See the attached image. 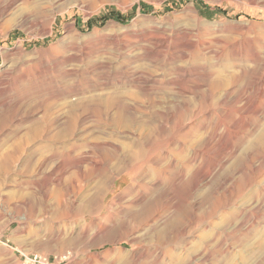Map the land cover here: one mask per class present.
Returning <instances> with one entry per match:
<instances>
[{"label":"rangeland","instance_id":"rangeland-1","mask_svg":"<svg viewBox=\"0 0 264 264\" xmlns=\"http://www.w3.org/2000/svg\"><path fill=\"white\" fill-rule=\"evenodd\" d=\"M138 138L147 197L127 170L84 210ZM135 239L131 264H264V0H0V264Z\"/></svg>","mask_w":264,"mask_h":264},{"label":"bare ground","instance_id":"bare-ground-1","mask_svg":"<svg viewBox=\"0 0 264 264\" xmlns=\"http://www.w3.org/2000/svg\"><path fill=\"white\" fill-rule=\"evenodd\" d=\"M49 15V14H48ZM53 16V22L55 21V15ZM41 18H44L43 16H41ZM50 18V17H49ZM48 20V19H47ZM53 25V23H51V26ZM162 55V54H161ZM181 57V56H180ZM171 61V60H170ZM179 69V68H178ZM111 96V95H110ZM109 97V96H108ZM83 100V99H81ZM94 99H92L93 101ZM100 100V99H99ZM112 100V98H111ZM114 100V99H113ZM112 100V101H113ZM85 101V100H84ZM110 101V100H109ZM80 102V101H79ZM91 102V101H90ZM97 102V101H95ZM94 102V103H95ZM70 103V102H69ZM82 103V102H81ZM83 104V103H82ZM64 105V104H63ZM112 105V104H111ZM113 106V105H112ZM122 106V105H121ZM74 107H76V105H71L72 109H75ZM96 107V106H95ZM68 107V109H71ZM110 108V107H109ZM109 116V115H108ZM109 118V117H108ZM135 118V117H134ZM136 119V118H135ZM109 120V119H108ZM112 120V119H111ZM119 120V119H118ZM116 122V121H115ZM50 124V123H49ZM128 122L127 120H120L119 122V128L121 129L122 132H124L126 129H128ZM140 128H148L146 125V122L144 121H140L139 122ZM119 129V130H120ZM151 129V128H150ZM142 138V137H141ZM59 139V138H58ZM57 139V141H58ZM170 139V138H169ZM53 140V139H52ZM142 140L140 138H138L137 140L135 139L134 142L130 145H124V147H120L118 145L115 144H107L108 146H110L112 149H115L117 151H122V157L120 156L118 162L121 163L115 167L112 168H97L96 172L97 175L99 177V180L96 182V184L92 187L93 190V196L91 197L89 193H85L84 194V210H86L87 212H90L91 207L94 205V202L99 199V202L102 206H104L105 204V199L107 197V195L109 194L110 188L106 189L105 183H106V178L108 175L113 176V180H115V178L118 175L123 174L125 171L130 170V172H135L137 173V178L133 181V184L130 186V188L127 189L126 191V195H131L133 193V202H141L143 201L148 194L149 191V186H148V182H147V177L149 174L148 170H143V169H138L141 168L140 165H138V168L135 169L134 166H136V162L138 160V154L137 152H133V149H136L138 151L139 147H141V142ZM119 144V143H118ZM115 145V146H113ZM183 146V145H182ZM182 149V147H180V150ZM108 150V149H107ZM96 156V155H95ZM92 162V161H91ZM93 164V163H92ZM98 164V163H97ZM95 165V164H93ZM134 165V166H133ZM97 166V165H96ZM174 169V168H173ZM184 169V168H182ZM156 174V173H153ZM155 177V176H154ZM157 177V176H156ZM160 177V176H159ZM150 180V179H149ZM157 186V185H155ZM154 191V190H153ZM121 201V200H120ZM122 202V201H121ZM58 213V212H57ZM59 214V213H58ZM78 237H80V234H73L70 238L66 239V240H62L64 241V243H70L73 242L75 239H77ZM143 239H135L132 241H128L127 243H129L130 247L128 248H124L126 250H128L130 253L126 254L125 252H120V254L125 255L123 256V258L125 259L126 256H130L131 260L130 262H128V264L131 263H135V262H139L141 260L144 259L145 257V251H138L136 250V248L138 246H140V244L142 243ZM124 242V241H123ZM121 244V243H120ZM119 251V250H118ZM110 253V252H109ZM125 253V254H123ZM112 254V253H110ZM119 254V253H118ZM119 256V255H118ZM112 257V256H111ZM116 257V256H115ZM121 258V257H120ZM122 258V259H123ZM129 258V259H130ZM128 259V258H126ZM121 261V260H120ZM119 262V260H118ZM117 262V263H118ZM123 264V263H122ZM125 264H127V262H125Z\"/></svg>","mask_w":264,"mask_h":264},{"label":"built area","instance_id":"built-area-1","mask_svg":"<svg viewBox=\"0 0 264 264\" xmlns=\"http://www.w3.org/2000/svg\"><path fill=\"white\" fill-rule=\"evenodd\" d=\"M30 261L32 264H50L47 258H43L41 256H35Z\"/></svg>","mask_w":264,"mask_h":264}]
</instances>
